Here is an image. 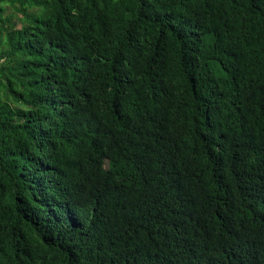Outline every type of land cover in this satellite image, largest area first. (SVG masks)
Masks as SVG:
<instances>
[{"label": "trees", "instance_id": "16d2710c", "mask_svg": "<svg viewBox=\"0 0 264 264\" xmlns=\"http://www.w3.org/2000/svg\"><path fill=\"white\" fill-rule=\"evenodd\" d=\"M0 264H264V0H0Z\"/></svg>", "mask_w": 264, "mask_h": 264}]
</instances>
